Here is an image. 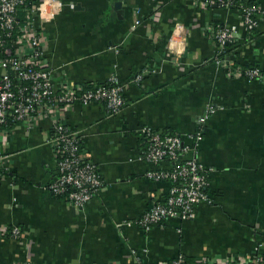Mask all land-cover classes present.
Segmentation results:
<instances>
[{"label":"crops","instance_id":"crops-1","mask_svg":"<svg viewBox=\"0 0 264 264\" xmlns=\"http://www.w3.org/2000/svg\"><path fill=\"white\" fill-rule=\"evenodd\" d=\"M56 2L54 19L33 20L53 79L85 88L114 75L124 106L109 116L101 104L73 103L53 117L0 128V264H161L178 256L200 264L251 256L264 237V82L216 66L212 32L216 24L236 26L226 53L238 67L264 69V22L246 34L239 16L195 0ZM243 2L264 10V0ZM209 105L217 110L200 126ZM56 117L77 133L102 181L82 209L46 189L58 176L50 130ZM143 127L183 139L201 128L196 157L211 170L212 204L197 205L191 221L169 220L148 233L116 227L138 220L170 186L147 177L170 164L140 159ZM14 226L25 231L19 240L7 236Z\"/></svg>","mask_w":264,"mask_h":264},{"label":"built area","instance_id":"built-area-1","mask_svg":"<svg viewBox=\"0 0 264 264\" xmlns=\"http://www.w3.org/2000/svg\"><path fill=\"white\" fill-rule=\"evenodd\" d=\"M207 6H217L227 13L237 15L242 22V31L252 33L259 23L264 22V10L255 3L234 0H195ZM56 0H0V128L8 122L28 123L32 119L50 118L58 108L73 103L87 106L92 103L103 105L109 116L118 115L124 98L116 76H111L102 86L84 88L68 83H56L51 69L45 63L44 42L34 27V19L52 20L56 13ZM25 19L20 24L18 15ZM141 23L137 18L132 25L135 29ZM236 26L221 25L214 28L212 36L217 47L213 62L225 68L229 75L247 81L264 82V69L259 67H238L227 56V46L237 36ZM139 81L141 76H137ZM217 110L207 106L198 119L202 126ZM51 142L57 157L58 176L46 187L54 196L64 197L75 208L82 209L102 188L101 178L94 164L82 153L76 132L71 131L58 117L51 124ZM201 128L186 139L171 133L155 132L147 127L137 130V136L145 143L140 159L156 166L163 161L170 164L167 170L147 173L152 181L169 183L166 198L155 202L136 221H123L116 227L136 226L144 233L163 225L169 220L191 221L199 204H212L208 194L209 174L196 157V148L201 140ZM184 140L190 142L186 144ZM5 156L0 147V181L5 177L3 161ZM20 227L7 230V236L14 240L23 237ZM135 255V254H134ZM143 264V263H141ZM187 264L182 256L171 263ZM200 264H264L263 242L255 247L251 256L242 260H203Z\"/></svg>","mask_w":264,"mask_h":264},{"label":"trees","instance_id":"trees-1","mask_svg":"<svg viewBox=\"0 0 264 264\" xmlns=\"http://www.w3.org/2000/svg\"><path fill=\"white\" fill-rule=\"evenodd\" d=\"M235 2H241V1H243V0H234ZM25 19V16H24V14L23 13H20L19 15H18V20H19V23L21 24L22 22H23V20ZM217 26H221V24H216L215 25V27H217ZM229 47V45L227 46V48ZM227 56L230 58V54L227 52ZM236 63H234V66H236L235 65ZM93 87V86H92ZM92 87H90V86H85V88H92ZM8 125L9 126H12V123H11V121L10 122H8ZM80 149H81V147H80ZM57 197H62V196H57ZM64 198V197H63Z\"/></svg>","mask_w":264,"mask_h":264},{"label":"water","instance_id":"water-1","mask_svg":"<svg viewBox=\"0 0 264 264\" xmlns=\"http://www.w3.org/2000/svg\"><path fill=\"white\" fill-rule=\"evenodd\" d=\"M115 9H119V5L118 4H115Z\"/></svg>","mask_w":264,"mask_h":264}]
</instances>
